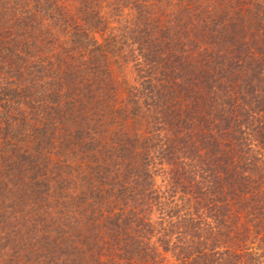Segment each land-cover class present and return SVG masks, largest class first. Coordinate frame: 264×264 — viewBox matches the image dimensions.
Returning a JSON list of instances; mask_svg holds the SVG:
<instances>
[{"label":"trees","instance_id":"16d2710c","mask_svg":"<svg viewBox=\"0 0 264 264\" xmlns=\"http://www.w3.org/2000/svg\"><path fill=\"white\" fill-rule=\"evenodd\" d=\"M0 264H264V0H0Z\"/></svg>","mask_w":264,"mask_h":264}]
</instances>
